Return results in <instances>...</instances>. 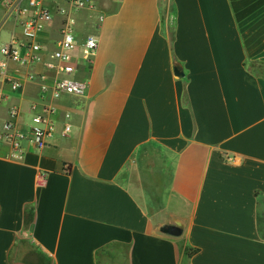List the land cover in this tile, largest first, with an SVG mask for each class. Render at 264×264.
<instances>
[{"label":"crops","instance_id":"crops-1","mask_svg":"<svg viewBox=\"0 0 264 264\" xmlns=\"http://www.w3.org/2000/svg\"><path fill=\"white\" fill-rule=\"evenodd\" d=\"M90 3L84 97L55 99L43 64L0 83V131L8 107L25 136L33 104L57 108L47 147L0 152V264H264V0ZM2 34L21 30L0 7ZM173 217L180 237L157 231Z\"/></svg>","mask_w":264,"mask_h":264},{"label":"built area","instance_id":"built-area-1","mask_svg":"<svg viewBox=\"0 0 264 264\" xmlns=\"http://www.w3.org/2000/svg\"><path fill=\"white\" fill-rule=\"evenodd\" d=\"M0 7L5 19H13L21 30L20 37L11 35L0 47V83H9L13 89H21V82L6 77L10 64L19 67L43 64L57 75L53 86L55 99L62 95L84 97L89 83L77 77V65L79 62L92 65L98 52L99 40L96 36H88L79 41L76 27L83 12L93 11L94 6L90 0H0ZM57 18L60 19V39L56 48L48 51L41 42V37L49 29L55 28ZM98 19L101 23L104 16H99ZM5 100L6 97L0 98V106L4 105ZM36 109V104L30 108L29 115L33 124L30 126V135L25 136L16 126L22 112L17 107H8V120L3 131H0V152L5 151L6 157L23 159L24 141L30 142L37 149L48 146L56 131L54 116L57 108L47 106L40 113H36ZM70 132L71 127L66 125L65 133Z\"/></svg>","mask_w":264,"mask_h":264},{"label":"water","instance_id":"water-1","mask_svg":"<svg viewBox=\"0 0 264 264\" xmlns=\"http://www.w3.org/2000/svg\"><path fill=\"white\" fill-rule=\"evenodd\" d=\"M175 75L183 77L184 73L181 67L175 68ZM185 230V223L179 218H170L157 226V231L172 237H180Z\"/></svg>","mask_w":264,"mask_h":264},{"label":"rangeland","instance_id":"rangeland-1","mask_svg":"<svg viewBox=\"0 0 264 264\" xmlns=\"http://www.w3.org/2000/svg\"><path fill=\"white\" fill-rule=\"evenodd\" d=\"M7 34H2L1 40H0V47L3 43H6L8 41V37L6 36Z\"/></svg>","mask_w":264,"mask_h":264}]
</instances>
